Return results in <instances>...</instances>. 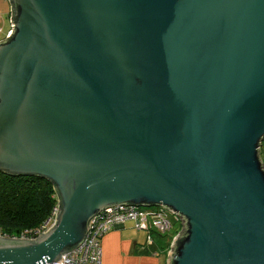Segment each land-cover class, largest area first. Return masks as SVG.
Segmentation results:
<instances>
[{
  "label": "water",
  "instance_id": "1",
  "mask_svg": "<svg viewBox=\"0 0 264 264\" xmlns=\"http://www.w3.org/2000/svg\"><path fill=\"white\" fill-rule=\"evenodd\" d=\"M7 1L0 172L58 211L0 264L61 262L116 205L182 218L168 264H264V0Z\"/></svg>",
  "mask_w": 264,
  "mask_h": 264
},
{
  "label": "built area",
  "instance_id": "2",
  "mask_svg": "<svg viewBox=\"0 0 264 264\" xmlns=\"http://www.w3.org/2000/svg\"><path fill=\"white\" fill-rule=\"evenodd\" d=\"M11 12L8 17L10 19ZM11 24V22H10ZM11 30V25L7 29L4 38ZM1 33V28H0ZM4 38L0 37V41ZM58 206L52 211V214L39 226L22 230L18 235H6L0 233L2 237L14 238H37L42 232H46L54 223ZM169 214L174 216L176 221H181V229L173 234L169 239L167 254L172 249L174 241L183 230V220L177 215L162 207H140L130 205H116L107 208L94 216L88 226V232L83 241L70 251L61 255V262L52 264H102L101 238L116 224L124 223L127 220H133L137 229H143L147 232L156 231L159 234L166 235L172 228V222ZM150 242V238L148 237Z\"/></svg>",
  "mask_w": 264,
  "mask_h": 264
},
{
  "label": "trees",
  "instance_id": "3",
  "mask_svg": "<svg viewBox=\"0 0 264 264\" xmlns=\"http://www.w3.org/2000/svg\"><path fill=\"white\" fill-rule=\"evenodd\" d=\"M260 157L264 164V141ZM57 206V195L47 180L0 172V233L18 235L24 229L37 227ZM159 235L160 247L167 249L171 236Z\"/></svg>",
  "mask_w": 264,
  "mask_h": 264
},
{
  "label": "crops",
  "instance_id": "4",
  "mask_svg": "<svg viewBox=\"0 0 264 264\" xmlns=\"http://www.w3.org/2000/svg\"><path fill=\"white\" fill-rule=\"evenodd\" d=\"M9 6V2L0 0V13L8 12ZM160 244L154 233L137 229L133 220H127L101 238L102 264H168L167 249Z\"/></svg>",
  "mask_w": 264,
  "mask_h": 264
},
{
  "label": "rangeland",
  "instance_id": "5",
  "mask_svg": "<svg viewBox=\"0 0 264 264\" xmlns=\"http://www.w3.org/2000/svg\"><path fill=\"white\" fill-rule=\"evenodd\" d=\"M6 2L8 3V1L6 0ZM8 12L10 13V6H9V10ZM8 12H3L0 13V28H1V33H0V37L4 38L7 29L10 27V19L8 17ZM169 218L172 222V228L170 229L169 232H167V236H172L175 233H178L179 230L181 229V221H176L174 219V216L172 214H169ZM152 233H154L157 237H162V235H159V233H157L156 231H152ZM163 235V236H166Z\"/></svg>",
  "mask_w": 264,
  "mask_h": 264
}]
</instances>
